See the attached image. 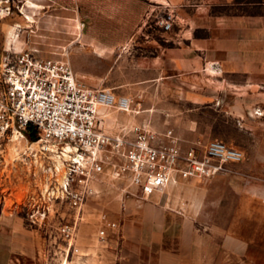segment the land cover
I'll return each mask as SVG.
<instances>
[{
    "label": "rangeland",
    "instance_id": "obj_1",
    "mask_svg": "<svg viewBox=\"0 0 264 264\" xmlns=\"http://www.w3.org/2000/svg\"><path fill=\"white\" fill-rule=\"evenodd\" d=\"M161 1L0 0V57L35 48L68 59L85 84L132 97L133 110L112 112L110 126L171 127L185 145L219 138L244 159L150 195L104 182L78 210L57 197L62 171L50 168L58 159L40 134L0 129V264H264V47L256 72L230 73L238 86L227 84L222 59L196 47H223L238 30L214 24L200 0H191L193 19L181 12L185 0ZM250 1L211 12H264ZM170 16L166 30L159 20ZM104 212L117 225L100 236ZM65 223L73 234L62 233ZM228 232L249 240V256L224 246Z\"/></svg>",
    "mask_w": 264,
    "mask_h": 264
},
{
    "label": "built area",
    "instance_id": "obj_2",
    "mask_svg": "<svg viewBox=\"0 0 264 264\" xmlns=\"http://www.w3.org/2000/svg\"><path fill=\"white\" fill-rule=\"evenodd\" d=\"M168 30L170 17L159 20ZM0 129L35 126L38 142L55 152L62 171L58 198L80 210L99 194L104 182L122 183L145 195L189 178L210 177L229 163L244 159L241 149L214 138L205 145H185L171 127L155 129L144 121H120L110 126L107 116L133 110V99L110 88L85 84L68 59L37 54V49L6 48L0 57ZM123 186V187H124ZM99 234L117 225L106 212ZM65 235L74 226L60 227Z\"/></svg>",
    "mask_w": 264,
    "mask_h": 264
},
{
    "label": "crops",
    "instance_id": "obj_3",
    "mask_svg": "<svg viewBox=\"0 0 264 264\" xmlns=\"http://www.w3.org/2000/svg\"><path fill=\"white\" fill-rule=\"evenodd\" d=\"M146 2L147 0H138ZM156 3H161V0H154ZM178 3V0H170ZM184 1V0H182ZM180 5L185 6L181 9L182 14L185 15L187 19L194 18V7L191 0H185ZM205 8L207 9L208 16L214 24H230L233 25L238 32L233 36L232 39L226 40L223 47L219 46L214 49L209 46L206 51V47H196L202 48V52L207 56V58H217L219 57L223 61V79H228L227 84H234L238 86V83L231 82L228 78L230 73L244 74L250 77L254 72H256L257 58L259 57V45L264 47V12H248L240 14H214L211 12L213 6L225 5L233 3L236 0H200ZM114 0H105L106 7L113 4ZM193 2V0H192ZM250 3H262L264 5V0L250 1ZM181 35H177L179 38ZM195 34L185 36L186 41L194 42L196 41ZM210 39L213 38V34L207 36ZM205 37L202 36V40ZM231 42V46L229 43ZM223 48V49H220ZM215 53V57L213 53ZM251 84V81H249ZM226 84V83H225ZM223 244L226 248H229L236 252L245 253L249 256V240L242 239L238 237L237 234L233 232H228L225 234L223 239Z\"/></svg>",
    "mask_w": 264,
    "mask_h": 264
},
{
    "label": "trees",
    "instance_id": "obj_4",
    "mask_svg": "<svg viewBox=\"0 0 264 264\" xmlns=\"http://www.w3.org/2000/svg\"><path fill=\"white\" fill-rule=\"evenodd\" d=\"M236 1H238V0H236ZM26 132L30 134V137H31L33 140L37 139V137H38V130L35 128L34 125L29 124V125L27 126V130H26Z\"/></svg>",
    "mask_w": 264,
    "mask_h": 264
},
{
    "label": "bare ground",
    "instance_id": "obj_5",
    "mask_svg": "<svg viewBox=\"0 0 264 264\" xmlns=\"http://www.w3.org/2000/svg\"><path fill=\"white\" fill-rule=\"evenodd\" d=\"M59 168H60V170L62 169L61 168V162H60V160L58 159V162H57V164H56ZM60 173V172H59Z\"/></svg>",
    "mask_w": 264,
    "mask_h": 264
}]
</instances>
